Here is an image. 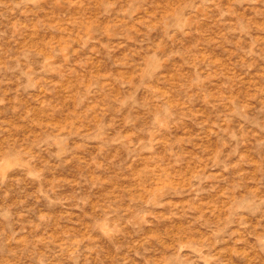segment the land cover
<instances>
[{"label": "rangeland", "instance_id": "374dc122", "mask_svg": "<svg viewBox=\"0 0 264 264\" xmlns=\"http://www.w3.org/2000/svg\"><path fill=\"white\" fill-rule=\"evenodd\" d=\"M0 264H264V0H0Z\"/></svg>", "mask_w": 264, "mask_h": 264}]
</instances>
